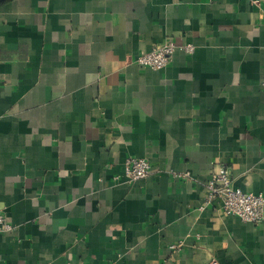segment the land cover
<instances>
[{"label": "crops", "instance_id": "obj_1", "mask_svg": "<svg viewBox=\"0 0 264 264\" xmlns=\"http://www.w3.org/2000/svg\"><path fill=\"white\" fill-rule=\"evenodd\" d=\"M221 167L264 196V0L0 6V264H264V220L199 209Z\"/></svg>", "mask_w": 264, "mask_h": 264}, {"label": "built area", "instance_id": "obj_2", "mask_svg": "<svg viewBox=\"0 0 264 264\" xmlns=\"http://www.w3.org/2000/svg\"><path fill=\"white\" fill-rule=\"evenodd\" d=\"M177 49L185 53L193 52L191 45L178 47L173 42L166 41L151 51L140 54L136 63L141 67L158 71L162 70L168 65ZM124 166V175L129 182L143 180L151 173L150 164L142 158H128ZM171 176L177 181H192V177L188 173H172ZM203 186L206 189V196L203 205L199 208L200 210L204 207H210L214 212L225 216H233L243 223L255 225L260 224L264 220V196L262 194L243 192L239 188L234 187L226 167H221L212 173ZM11 230V225L0 210V235ZM182 244V241L174 243L170 245V250L179 251ZM65 264L73 263L67 262ZM212 264L216 263L213 262Z\"/></svg>", "mask_w": 264, "mask_h": 264}, {"label": "trees", "instance_id": "obj_3", "mask_svg": "<svg viewBox=\"0 0 264 264\" xmlns=\"http://www.w3.org/2000/svg\"><path fill=\"white\" fill-rule=\"evenodd\" d=\"M10 0H0V6L3 5L4 3L8 2Z\"/></svg>", "mask_w": 264, "mask_h": 264}]
</instances>
